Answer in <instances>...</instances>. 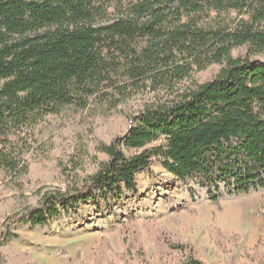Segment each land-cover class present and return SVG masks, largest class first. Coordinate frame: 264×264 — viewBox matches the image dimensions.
Listing matches in <instances>:
<instances>
[{"label":"trees","instance_id":"1","mask_svg":"<svg viewBox=\"0 0 264 264\" xmlns=\"http://www.w3.org/2000/svg\"><path fill=\"white\" fill-rule=\"evenodd\" d=\"M262 57L264 0H0V172L11 181L26 176L27 133L44 117L154 96L127 135L99 143L92 174L8 216L0 250L97 195L135 197L155 163L214 203L264 190Z\"/></svg>","mask_w":264,"mask_h":264},{"label":"rangeland","instance_id":"2","mask_svg":"<svg viewBox=\"0 0 264 264\" xmlns=\"http://www.w3.org/2000/svg\"><path fill=\"white\" fill-rule=\"evenodd\" d=\"M153 99L144 91L109 115L67 108L40 120L27 133L26 176L11 181L0 172V234L22 203L37 202L38 191H65L92 174L104 159L99 143L127 135L130 116ZM137 182L135 197L97 195L44 229L18 230L20 240L0 250L5 264H181L188 256L202 264H264V190L214 203L157 163Z\"/></svg>","mask_w":264,"mask_h":264}]
</instances>
